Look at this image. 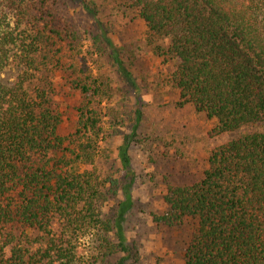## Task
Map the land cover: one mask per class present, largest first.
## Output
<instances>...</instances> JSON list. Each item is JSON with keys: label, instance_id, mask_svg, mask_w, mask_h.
Returning a JSON list of instances; mask_svg holds the SVG:
<instances>
[{"label": "trees", "instance_id": "1", "mask_svg": "<svg viewBox=\"0 0 264 264\" xmlns=\"http://www.w3.org/2000/svg\"><path fill=\"white\" fill-rule=\"evenodd\" d=\"M124 5L154 55L174 64L179 105L213 121L211 138L251 130L213 149L199 181L169 188L168 210L153 222L197 221L183 264H264V0ZM65 26L48 0H0V264H95L116 253L109 235L117 226L103 212L109 181L98 172L106 93ZM56 73L82 98L66 136L45 78ZM127 150L118 153L126 200ZM88 238L96 243L89 258L80 251Z\"/></svg>", "mask_w": 264, "mask_h": 264}, {"label": "rangeland", "instance_id": "2", "mask_svg": "<svg viewBox=\"0 0 264 264\" xmlns=\"http://www.w3.org/2000/svg\"><path fill=\"white\" fill-rule=\"evenodd\" d=\"M48 2L76 35L77 45L106 93L100 104L104 141L98 172L109 181L110 199L103 212L119 231L113 227L109 235L116 253L95 264H183L197 221L184 219L165 227L154 223L153 216L167 212L163 199L169 188L201 179L213 149L251 130L209 136L213 121L189 105H179L178 91L169 83L174 64L154 55L146 44L143 22L126 8L124 0ZM159 45L167 47V42ZM45 78L53 84L51 98L63 115L60 134L70 135L82 98L69 89L62 73L45 74ZM125 143L134 174L128 200L123 195L125 173L118 158ZM95 245L91 238L80 241L81 254L89 258Z\"/></svg>", "mask_w": 264, "mask_h": 264}]
</instances>
